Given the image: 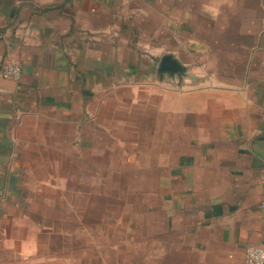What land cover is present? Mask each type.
Returning a JSON list of instances; mask_svg holds the SVG:
<instances>
[{"label": "crops", "instance_id": "obj_1", "mask_svg": "<svg viewBox=\"0 0 264 264\" xmlns=\"http://www.w3.org/2000/svg\"><path fill=\"white\" fill-rule=\"evenodd\" d=\"M211 3L0 0V67L21 68L17 80L0 76V234L32 206L33 176L43 175L34 160L54 149L56 159H94L98 143L106 155L132 142L153 144L150 183L138 188L152 199L138 204L135 256L120 264H243L247 246H264V0H215V20ZM180 9L185 32L196 30L194 15L206 32L197 61L176 55L175 22L157 17ZM146 31L187 67L178 85L161 84L143 56L136 74L130 52ZM145 152L124 155L126 167L143 173Z\"/></svg>", "mask_w": 264, "mask_h": 264}, {"label": "rangeland", "instance_id": "obj_2", "mask_svg": "<svg viewBox=\"0 0 264 264\" xmlns=\"http://www.w3.org/2000/svg\"><path fill=\"white\" fill-rule=\"evenodd\" d=\"M209 1H212L209 19L215 20V0ZM157 17L165 25L170 20L176 24L177 46L173 45L176 46L173 47L176 55L180 59L188 55L194 61L199 60L200 39L202 32L206 34L200 29V15H194L193 22L198 23H193L197 27L192 34L183 29L186 16L181 9L177 14H160ZM152 18V15H137L136 21L139 24L146 21L144 23L152 25ZM147 33L142 34L144 40L139 52L134 49L130 52L131 56L139 55L136 74L140 77L146 61H153L156 70L162 53L169 52L166 45L164 48L153 47L149 40L151 36ZM191 38L193 47L189 50ZM141 56L146 60L143 63H140ZM187 71L174 77L160 75L161 84L178 85L182 77L187 76ZM151 77L153 79L154 74ZM127 81H138L139 85L147 87L154 84L156 79L147 82L146 79L143 81L134 77ZM140 98H144L142 92ZM151 102L150 97V105ZM147 106L144 105L145 113ZM132 116L135 117V113ZM147 130H151V125L146 126ZM144 138L149 139L150 135ZM103 144L96 145L97 158L94 159H56L54 149L48 151V159L34 160L33 166L43 170V175L33 176V190L29 196L32 206L18 208L14 220L7 225L10 234H0V258L6 254L7 258H14V264H120L121 258H134L139 210L143 209L138 204L152 199L151 192L145 189L138 193V188H147L150 183L151 175L146 172L153 164V144L114 143L106 155L101 153ZM139 145L147 151L146 157L141 159L145 173L140 174L134 166L126 167L127 160L123 157L136 152ZM64 154L67 153L64 151ZM74 168L81 173H76Z\"/></svg>", "mask_w": 264, "mask_h": 264}, {"label": "built area", "instance_id": "obj_3", "mask_svg": "<svg viewBox=\"0 0 264 264\" xmlns=\"http://www.w3.org/2000/svg\"><path fill=\"white\" fill-rule=\"evenodd\" d=\"M0 76L17 80L21 76V68L15 62L2 65L0 67ZM243 264H264V246H247L244 250Z\"/></svg>", "mask_w": 264, "mask_h": 264}, {"label": "water", "instance_id": "obj_4", "mask_svg": "<svg viewBox=\"0 0 264 264\" xmlns=\"http://www.w3.org/2000/svg\"><path fill=\"white\" fill-rule=\"evenodd\" d=\"M187 67L172 53H164L159 59L156 72L168 77L184 75Z\"/></svg>", "mask_w": 264, "mask_h": 264}]
</instances>
